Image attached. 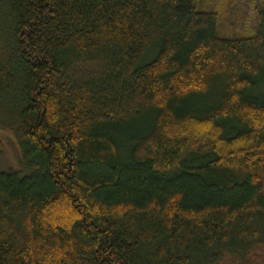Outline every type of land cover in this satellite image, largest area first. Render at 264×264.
Wrapping results in <instances>:
<instances>
[{
    "label": "trees",
    "instance_id": "1",
    "mask_svg": "<svg viewBox=\"0 0 264 264\" xmlns=\"http://www.w3.org/2000/svg\"><path fill=\"white\" fill-rule=\"evenodd\" d=\"M0 135V264H264V0H0Z\"/></svg>",
    "mask_w": 264,
    "mask_h": 264
},
{
    "label": "rangeland",
    "instance_id": "2",
    "mask_svg": "<svg viewBox=\"0 0 264 264\" xmlns=\"http://www.w3.org/2000/svg\"><path fill=\"white\" fill-rule=\"evenodd\" d=\"M0 140L4 143L3 151L0 153V173L14 172L21 177L29 176L31 170L20 165L22 152L18 142L8 135H0Z\"/></svg>",
    "mask_w": 264,
    "mask_h": 264
}]
</instances>
